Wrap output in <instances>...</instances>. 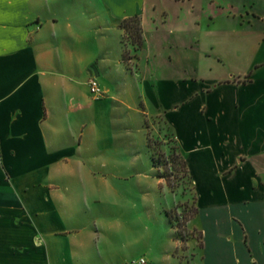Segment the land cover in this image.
<instances>
[{
  "label": "crops",
  "instance_id": "crops-1",
  "mask_svg": "<svg viewBox=\"0 0 264 264\" xmlns=\"http://www.w3.org/2000/svg\"><path fill=\"white\" fill-rule=\"evenodd\" d=\"M209 2L221 12L193 18L150 0H0V264L95 263L77 213L82 150L113 143L102 123L117 106L139 113L138 100L162 112L186 161L201 264H264V10ZM219 14L262 27L224 34ZM137 15L132 73L118 24Z\"/></svg>",
  "mask_w": 264,
  "mask_h": 264
},
{
  "label": "rangeland",
  "instance_id": "rangeland-1",
  "mask_svg": "<svg viewBox=\"0 0 264 264\" xmlns=\"http://www.w3.org/2000/svg\"><path fill=\"white\" fill-rule=\"evenodd\" d=\"M150 1L172 16L181 8L192 11L193 18H206L209 11L221 12L209 0L185 4L178 0ZM216 1L239 8L254 4V9L264 10V0ZM218 18L224 34L253 32L262 27L240 26L238 18L222 14ZM105 36L111 47L118 46L114 31ZM124 49L132 58L129 71L137 73L139 51L130 39ZM97 80L101 85L102 80ZM129 81L135 83L131 77ZM87 87L90 92L88 82ZM132 92L138 93L135 87ZM137 107L139 113L117 106L113 127L108 120L102 123L106 133L115 137L113 143L97 144L95 150L85 146L82 150L84 165L78 171L75 186L82 198L77 213L80 225L92 224V250L96 255L93 264H126L141 258L147 264H201L202 228L194 221L196 196L178 144L162 112L154 108L148 111L139 100Z\"/></svg>",
  "mask_w": 264,
  "mask_h": 264
},
{
  "label": "trees",
  "instance_id": "trees-1",
  "mask_svg": "<svg viewBox=\"0 0 264 264\" xmlns=\"http://www.w3.org/2000/svg\"><path fill=\"white\" fill-rule=\"evenodd\" d=\"M118 26L124 32V35L122 38V43H123L124 47H125V43L128 39H130L131 44L137 48L136 51H140L144 47L145 40H144V35H143L142 20H141V17L139 15L121 20L119 22ZM122 59H123V62L128 67L129 61L132 58H131L130 53L128 51H125V49H124V52L122 55ZM128 69H129V67H128ZM181 160H182V163L184 165V168L186 170L188 177L192 181L191 176H190L189 171H188V168H187L186 161L182 155H181ZM195 196H196V194H195ZM196 203H197V199H196ZM196 214H198L197 206H196ZM201 235H202V233H201ZM202 248H203V243L201 244V249Z\"/></svg>",
  "mask_w": 264,
  "mask_h": 264
},
{
  "label": "built area",
  "instance_id": "built-area-1",
  "mask_svg": "<svg viewBox=\"0 0 264 264\" xmlns=\"http://www.w3.org/2000/svg\"><path fill=\"white\" fill-rule=\"evenodd\" d=\"M88 86L90 88V92L91 94L96 98V99H101L105 96V92L102 89L99 81L97 80V78H90L88 80ZM126 264H147V261L145 258H141L138 261H134V262H130V263H126Z\"/></svg>",
  "mask_w": 264,
  "mask_h": 264
}]
</instances>
